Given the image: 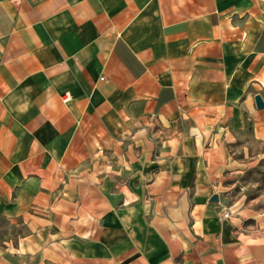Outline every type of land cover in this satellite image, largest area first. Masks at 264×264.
Returning a JSON list of instances; mask_svg holds the SVG:
<instances>
[{
	"label": "crops",
	"instance_id": "0c3cea01",
	"mask_svg": "<svg viewBox=\"0 0 264 264\" xmlns=\"http://www.w3.org/2000/svg\"><path fill=\"white\" fill-rule=\"evenodd\" d=\"M255 95L264 0H0V264H264Z\"/></svg>",
	"mask_w": 264,
	"mask_h": 264
},
{
	"label": "rangeland",
	"instance_id": "374dc122",
	"mask_svg": "<svg viewBox=\"0 0 264 264\" xmlns=\"http://www.w3.org/2000/svg\"><path fill=\"white\" fill-rule=\"evenodd\" d=\"M235 182L230 200L233 208H239L245 216L264 217V148Z\"/></svg>",
	"mask_w": 264,
	"mask_h": 264
},
{
	"label": "water",
	"instance_id": "95a60500",
	"mask_svg": "<svg viewBox=\"0 0 264 264\" xmlns=\"http://www.w3.org/2000/svg\"><path fill=\"white\" fill-rule=\"evenodd\" d=\"M254 102H255L256 108L258 109L264 108V102H262V99L259 95L254 96ZM216 201H217V196L212 195L210 198V202H216Z\"/></svg>",
	"mask_w": 264,
	"mask_h": 264
},
{
	"label": "built area",
	"instance_id": "2783aa9c",
	"mask_svg": "<svg viewBox=\"0 0 264 264\" xmlns=\"http://www.w3.org/2000/svg\"><path fill=\"white\" fill-rule=\"evenodd\" d=\"M228 216H229V212L226 211V210H224V211L222 212V218L226 219V218H228Z\"/></svg>",
	"mask_w": 264,
	"mask_h": 264
}]
</instances>
